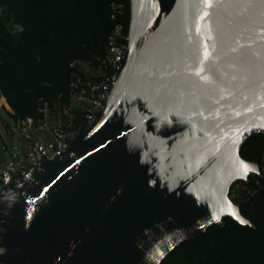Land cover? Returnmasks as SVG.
I'll use <instances>...</instances> for the list:
<instances>
[{
  "label": "water",
  "instance_id": "obj_1",
  "mask_svg": "<svg viewBox=\"0 0 264 264\" xmlns=\"http://www.w3.org/2000/svg\"><path fill=\"white\" fill-rule=\"evenodd\" d=\"M128 38L95 119L7 181L0 264H162L253 227L230 191L263 176L241 151L264 136V0H130Z\"/></svg>",
  "mask_w": 264,
  "mask_h": 264
},
{
  "label": "trees",
  "instance_id": "obj_2",
  "mask_svg": "<svg viewBox=\"0 0 264 264\" xmlns=\"http://www.w3.org/2000/svg\"><path fill=\"white\" fill-rule=\"evenodd\" d=\"M114 2L124 4L128 29L130 0L0 1V95L13 120L38 117L43 102L67 101L72 62L106 57ZM241 156L263 170L244 183L237 201L253 227L227 219L181 244L162 264H264V136L251 138Z\"/></svg>",
  "mask_w": 264,
  "mask_h": 264
},
{
  "label": "built area",
  "instance_id": "obj_3",
  "mask_svg": "<svg viewBox=\"0 0 264 264\" xmlns=\"http://www.w3.org/2000/svg\"><path fill=\"white\" fill-rule=\"evenodd\" d=\"M111 19L114 26L107 39L106 57L97 61L78 59L72 62L67 101L43 102L38 117L14 120L15 129L9 130L12 139L17 138L15 144H8L0 130V150L5 156L3 160L0 158V194L8 180L15 187L27 181L30 173L41 164L40 153L53 159L66 150L69 140L76 138L79 127L92 122L102 109L114 85L107 68L109 65L121 66L129 40L123 3L112 4ZM0 109L13 112L1 95ZM243 189L244 183H236L230 191L231 200L238 203Z\"/></svg>",
  "mask_w": 264,
  "mask_h": 264
},
{
  "label": "rangeland",
  "instance_id": "obj_4",
  "mask_svg": "<svg viewBox=\"0 0 264 264\" xmlns=\"http://www.w3.org/2000/svg\"><path fill=\"white\" fill-rule=\"evenodd\" d=\"M0 15L1 16L3 15L1 7H0ZM8 110L9 109H7V111ZM7 111L0 109V130H1L3 136L5 137L8 144H11V143L15 144L17 138L13 137V139H12V137L10 135V130H9V129L14 130L15 124H14V120L10 117V115L8 114ZM0 158H1V160H3L5 158L3 150H0Z\"/></svg>",
  "mask_w": 264,
  "mask_h": 264
},
{
  "label": "snow or ice",
  "instance_id": "obj_5",
  "mask_svg": "<svg viewBox=\"0 0 264 264\" xmlns=\"http://www.w3.org/2000/svg\"><path fill=\"white\" fill-rule=\"evenodd\" d=\"M232 215H235V213H232ZM241 223H244V221H241Z\"/></svg>",
  "mask_w": 264,
  "mask_h": 264
}]
</instances>
